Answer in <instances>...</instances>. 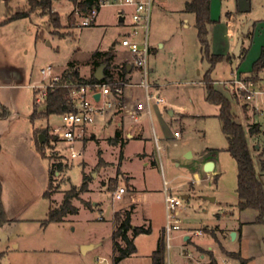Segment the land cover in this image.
I'll use <instances>...</instances> for the list:
<instances>
[{"label":"rangeland","instance_id":"obj_1","mask_svg":"<svg viewBox=\"0 0 264 264\" xmlns=\"http://www.w3.org/2000/svg\"><path fill=\"white\" fill-rule=\"evenodd\" d=\"M187 1L157 0L146 30L143 21L133 24L130 8L122 12L116 7H103L90 26L82 27V18L77 15L69 18L70 6L65 0L52 4L59 19L57 23H52L50 16L39 9L25 18L8 20L11 14L26 11L28 0H0V104L9 111L7 118L0 119V142L10 196L18 193L24 199L19 206L11 204L9 210L20 207L21 218L43 221L48 209L59 210L64 195L72 187L76 188L70 200L75 212L67 214L62 222L50 223L41 229L24 223L0 229V251L5 253L0 264H114L115 215H122L132 207V227L149 228L150 232L136 236V254L118 264H150L151 253L163 234L164 205L162 193L159 194L163 179L176 188L184 183L175 193L188 197L181 219L183 233L191 234L184 244L177 237L178 233L172 234L168 254L166 249V264H194L193 260L180 257V251L191 253L194 260L203 256L201 264H212L207 253L212 254L216 264H238L231 260L233 254L240 255L247 264H264V225L256 223V211L237 207L236 164L226 150V140L217 118L219 108L205 100L201 80L210 65L198 42L194 14L182 12ZM242 5L248 9V0L213 1L210 12L216 22L208 25L209 54L218 55L221 60L211 69L210 77L215 88L231 101L236 121L243 126L251 144L244 107L253 114L259 113L257 122L264 126V97L256 96L245 105L243 95L235 92L232 82L245 78L237 73L239 67L243 73L247 72L246 78L256 89L264 88V72H251L259 46L264 44V33L259 35L257 23L250 27V34L244 36L242 33L253 17H264L261 7L264 3L253 0L252 16L250 11L240 10ZM120 17L124 18L123 22H119ZM125 37L140 48L146 38L149 48L146 69H153L160 83L166 84L159 92L148 89L154 98L158 96L163 100L158 105L154 99L149 103L157 129L156 140L153 136L126 139L121 146L110 140L113 138L111 131L105 134L100 129L92 139L89 129L81 141L69 146L49 136L52 128L63 126L60 115L40 116L31 121L33 100L38 98L32 85L48 81L40 74L41 69L49 66L52 75H56L68 62L83 61L97 49L116 53L113 62L119 63L114 65L119 69L129 63L123 61L127 52L121 41ZM241 41L247 53L240 57L239 64L233 52ZM134 87H129L131 98L138 97L145 102L143 89ZM36 106L45 104L42 101ZM121 108L123 104L116 105L115 122L123 119ZM184 114L188 115L180 118ZM144 123L149 127L148 119ZM90 128L96 130L98 127ZM175 131L179 134L177 138H173ZM41 133L48 138L41 144L45 157L36 150L37 137ZM71 150L80 156L70 158ZM187 151L192 156L185 160ZM14 155L23 158L22 162H15ZM31 155L35 161L28 165ZM25 158L29 159L24 162ZM252 158L259 173L258 158L255 155ZM206 161L214 163V171L210 174L202 170ZM51 163H60L61 169L49 176ZM83 177L85 192L80 190ZM193 180L200 184H193ZM118 187L125 188V193L115 200L112 193ZM45 191L47 198L43 197ZM101 211H104L102 220L99 219ZM196 230L202 231V235L195 236ZM37 232L42 234V244L34 246L35 252L25 251L21 246L13 248L8 242L17 236L26 242ZM232 233H236L235 239Z\"/></svg>","mask_w":264,"mask_h":264},{"label":"trees","instance_id":"obj_2","mask_svg":"<svg viewBox=\"0 0 264 264\" xmlns=\"http://www.w3.org/2000/svg\"><path fill=\"white\" fill-rule=\"evenodd\" d=\"M55 1L61 0H28V8L26 11H17L10 15L8 20L21 19L27 17L31 12L39 9L43 14H48L52 23L59 22L56 12H51L52 4ZM72 6L73 10L69 14V18L76 15L75 11H78V17H87L90 12L96 7L98 0H67ZM183 12L194 14V26L197 31L198 42L201 46L204 57H206L210 67L202 77L201 83L205 89V100L217 105L219 112L217 118L221 124V130L224 134L227 151L233 158L236 164V194L238 198L237 207L240 210L251 209L257 212L256 223L264 225V179L260 174L256 172L253 165V158L250 152V148L246 139V133L243 126L236 121V115L232 112L231 101L214 86V80L211 79V69L217 62L221 60L218 55L209 54V38H208V25L214 23L210 18V0H189L184 4ZM51 13V14H50ZM112 60L111 53L101 52L96 50L90 57V65H92L94 71L101 65L105 64L106 67L103 71V79L100 82L112 84V77L109 74L110 61ZM264 72V47L260 50V55L252 65L251 72ZM63 81H69L71 83L68 87H63L61 83H58L54 90H48L44 98L45 110L38 112L34 106V110L30 115V119L34 120L40 116L48 117L49 115H61L66 112L74 111L72 104L68 98L69 92L73 86L88 85L98 82L94 79L93 75L84 79L81 78L78 72L74 69L73 63H68L67 69L61 74ZM35 105V102H34ZM9 115L7 108L0 104V119H5ZM258 133V125H253L248 130L249 135H255ZM113 142H119L121 146L124 142L121 139V133L117 131L115 133ZM36 150L42 156L45 157L41 150V145L37 144ZM259 168L261 172H264V152L257 157ZM49 176L53 173H57L61 169V164L51 163ZM50 177L48 181V187H50ZM82 191L85 192L86 184L85 177H83V183L81 185ZM73 193H76V188L72 187L65 195L59 210L48 209L46 219L40 222L42 227H47L50 223H59L63 221V218L70 213L75 212V208L72 207L70 200L74 197ZM2 185L0 183V228L14 222L9 220L6 216L4 206L2 203ZM44 198H47V192L43 194ZM132 210H125L124 213L115 215V227L112 233L113 241V263L118 264L122 260L131 257L136 253V247L134 245V238L140 234H148L149 228L145 227H132L131 215ZM210 256V263L216 264L211 253H207ZM5 253L0 252V260L4 257ZM232 257L239 262V264H247V261L240 257V255L233 254ZM151 264H166V246L164 234L160 235L156 247L150 256Z\"/></svg>","mask_w":264,"mask_h":264},{"label":"built area","instance_id":"obj_3","mask_svg":"<svg viewBox=\"0 0 264 264\" xmlns=\"http://www.w3.org/2000/svg\"><path fill=\"white\" fill-rule=\"evenodd\" d=\"M155 0H98L96 7L90 12L87 17H83L81 26L88 27L91 25L99 9L107 6L116 7L120 10L125 8L132 9V21L133 24H139L141 21L144 22L147 30L151 9L154 5ZM78 15V11H75ZM121 46L124 47L129 54L133 57V64L142 71L143 77H146L147 73V56L149 54V48L147 46L146 38L144 40L143 47L140 48L136 42L131 41L129 38H123ZM40 74L43 79H48L44 84L33 86L35 94L38 95L36 99L37 103L44 102L45 95L48 90H54L58 83H61L63 87H68L71 83L67 80L63 81L62 76H52V68L46 67L40 70ZM233 80L235 84L234 89L238 94L243 95L245 105L247 102L252 100L256 96L264 97V88L256 89V85L249 79ZM144 80V79H143ZM264 82V81H262ZM145 89V102L148 105L151 99H154L156 103H163V100L156 96L155 98L147 92V85L145 81L141 82ZM264 84V83H262ZM123 80H112V84L104 82H96L88 85L73 86L69 92V100L74 108V111L66 112L60 115L63 126L52 128L49 132V136L55 140H61L69 146L74 143L81 141L87 134L91 126H93L97 118H104L107 115H113L116 109V105L120 104L122 97V87L125 86ZM99 94V99H94V95ZM139 114L137 111L130 110L129 116L134 122L139 121ZM175 137L179 134L175 132ZM79 153L74 150L70 151V158H77ZM193 180V184H198ZM182 186V185H181ZM164 190V223H163V234L165 239V246L167 254L170 248V240L172 239L173 233H178L181 243H185L186 238L190 237L191 234L183 233L181 213L186 210V204L184 197L172 194L169 192V183L163 181ZM125 193V188L118 187L113 193L112 197L115 200H119ZM105 211V210H104ZM101 211L99 219H103V213ZM195 236H201L202 231L196 230L193 233ZM179 256L182 258L191 259L194 264H201L203 257L199 256L198 260H194L193 255L188 252H179Z\"/></svg>","mask_w":264,"mask_h":264},{"label":"crops","instance_id":"obj_4","mask_svg":"<svg viewBox=\"0 0 264 264\" xmlns=\"http://www.w3.org/2000/svg\"><path fill=\"white\" fill-rule=\"evenodd\" d=\"M171 1H173V0H171ZM213 1L214 0H210V9H211V6L213 5ZM55 2H57V1H55ZM65 2H67L69 4V6H70L69 11L72 12V10H73L72 4L69 1H67V0H65ZM248 2H249L248 9H246L245 6L242 5V9H240V10L241 11H245V12L246 11L247 12L250 11L249 14L252 16L251 13L254 12V6L252 5L253 0H248ZM260 2L261 3H264V0H260ZM156 3H157V0H155L154 4H156ZM261 7L264 8V5H261ZM52 10H53V12H56L55 9H54V6H53ZM123 11H124V9L122 10V12ZM182 12H183V10H182ZM238 12H240L239 9H238ZM228 16H230V14H228ZM210 18H211V20L214 23L216 22V21L213 20L211 12H210ZM257 18H259V17H253V19H251L250 23L247 24L248 28H247L246 33L243 34L244 36H246V35H248V34L251 33L250 32V27L253 26V25H255L256 23H257L258 26H260L259 27L260 28L259 35H261L262 33H264V17H262V18L260 17L261 19L260 18L257 19ZM123 21H124V18L123 17H120L119 18V22H123ZM245 26H244V28H245ZM244 28H243V30H244ZM125 38H127V37H125ZM262 47H264V44H261L259 46V49H258L259 51H258L257 57L255 59H253V63L259 57L260 50H261ZM111 50H113V48H111ZM95 51H93L90 54V56L87 57L83 61H76V60H74V61L68 62V63H73L74 64V69L78 72V74H80L79 76L81 78L88 79V78H90L94 74L95 71H94L92 65H90V57H91V55ZM246 51H247V48L244 46V43L241 41L240 53H239L238 56H236L239 64H240V57L244 53H247ZM126 52L127 53L125 54V58H124L123 61L128 60V62H129L128 64L125 63V64L121 65L120 68L118 69V66H114V65H118L119 63L113 62L116 59V56L117 55H116V53H111L112 60L110 61V66H109V74L111 75L112 80H123L125 82V84H126L125 86L122 87V90H123L122 97H121L122 99H121V102L119 104L120 106H121V104H123V108H121V112H120L121 113V117L123 119H122L121 122L120 121L115 122L116 120H113V119L116 118V114H113V115L110 114V115H107L104 118H97V120H96V122H95V124L93 126H96L98 128H95L96 130H93V129L90 128V134H89V136L92 139L96 138V135L98 134L97 131H99L100 129H102L104 132H106L105 134H107L108 131H111L112 134H113V138L115 136V133L117 131H119L121 133V139H122V141H123V137H125V140L123 141L124 144L126 143V139L127 140H129V139H146L145 137H149V136H153L155 138V140H156V131H157V129L155 128L154 121H153V118H152L150 104L147 105L146 102H143L138 97H136L134 99L131 98V91H130V88L129 87L131 85H133L135 87H141L143 89V91L145 92V89H144V87L141 84L142 81H145V83L147 85V92H148V89L149 88H151L152 90H154L156 92H159L163 88L166 87V84L160 83V81L158 80V78H157L156 74L154 73L153 69L152 70L150 69L151 73H150L149 70H146L147 73H146V77L145 78L143 76L141 78L134 77L135 75L138 76V74H140V75H143V74H142V71L140 70V68H137L136 66H134V64H133V57L129 54V52L127 50H126ZM123 61H121V62H123ZM68 63H67V65H68ZM239 64H238V66H239ZM66 69H67V66L64 69H62L59 73H56V75H52V76H59ZM83 71L85 73H83ZM118 73H120V74H118ZM237 73L240 74V75H242V76H246L245 74H247V72L243 73V71L239 67L237 69ZM237 73H234V74H237ZM127 80H128V83L130 82V84L127 83ZM33 86H37V85H32V87ZM232 98L235 101L237 100L235 96H233ZM34 102H35V105H34ZM154 103L156 105L162 104V103H156V102H154ZM36 105H37V102H36V99H34L33 100V109H32V111L34 110V106H35L36 109H37V111L40 112L39 109L42 108L43 106L37 108ZM244 108H245V110L243 111V115H244L245 121H246V129H247V132L251 128V126L258 125V133L255 134V135H249V137L251 138V144H250L249 140H247L251 154L252 155H255L256 157H258V155H260L261 152H264V126H262L259 122H257V119L256 118L258 117L259 113H254L253 114V112L251 110L246 111V109H247L246 106ZM130 110L137 111L139 114H141L140 117H139V121L138 122H134L133 119L129 116ZM171 114H172V112L169 111V115L170 116H171ZM187 115L188 114L180 115V118L185 117ZM146 119L149 120V127L148 126H145L144 121ZM158 119L162 121V118L161 117H158ZM110 120H113V121H110ZM31 121H33V120H31ZM175 132L173 133V138H177V137L174 136ZM113 138H110V140L113 139ZM30 143H32L31 140L29 141V144ZM14 153H15V151L13 152V154ZM2 155H3V147H2V144L0 142V183L2 185V196H1V198H2V203H3L4 210H5V213H6L7 218L9 220H14V222H12L10 224H7V225H13L15 223H24V225L34 226V227H38L39 229H41V227H42L40 225L41 220L36 219V218L35 219H33V218H21V216H22L21 209L22 208L19 209L20 208L19 207L15 211H10L9 210V207L11 206V204L17 203V205L19 206V202H21V200H24V199L18 193H12V195L10 196V193H9L10 183H8L6 181V176L4 175L5 174L4 173L5 166H4V163H3V156ZM144 156H146V155H144ZM19 157L20 156H18V155H14L12 158L14 159L15 162L18 161L20 163V162H22L23 158L20 157V159H19ZM28 159L25 158L24 162H26ZM30 159L31 160H28L29 161L28 165H31V161H33V162L35 161V158H34L33 155L30 156ZM143 165L146 166L147 163L144 162ZM259 174H260L261 178L264 179V172H261L259 170ZM164 180L165 179H163V181ZM6 184L9 185V186H6ZM183 184L184 183L178 184L177 185V188H176V186H170V184H169V188H170L169 192L172 193V194H176L175 191L177 189L183 188L184 187ZM161 193H162V197H163L162 198V201H163V205H164V190H163V185H162V192H160L159 194H161ZM183 197L184 198L186 197V200L188 198L186 195L183 196ZM163 223H164V219H163ZM7 225L1 227L0 229L6 227ZM44 228H46V227H44ZM161 231H163V224H162ZM231 232L232 231H230L229 233H231ZM235 237H236V233H235ZM40 238H42V234L39 235V233L37 232L35 234V236H32L26 242L22 241L19 236L15 237V238H12L10 240L8 239V242L11 244V246L13 248L19 249L20 246H21L23 248V250H25V251L35 252L36 251V248L34 246L36 244H39V243L42 244ZM187 240H188V238H187ZM207 249L209 250L210 247H207ZM201 257H203V256H201ZM231 260H235V259H231ZM235 261L238 262L237 260H235ZM150 264H151V259H150ZM238 264H239V262H238Z\"/></svg>","mask_w":264,"mask_h":264},{"label":"water","instance_id":"obj_5","mask_svg":"<svg viewBox=\"0 0 264 264\" xmlns=\"http://www.w3.org/2000/svg\"><path fill=\"white\" fill-rule=\"evenodd\" d=\"M247 28H248V26L246 25L245 28H244V30H243V34L246 33ZM240 47H241V42H239L237 44V46L235 47V49H234V52L233 53H234L235 56H238L239 55V53H240ZM105 67H106V65L103 64V65L99 66L95 70V72L93 74V77H94L95 80L101 81L103 79V77H104L103 76V71H104ZM94 99L98 100L99 99V94L94 95ZM43 110H45V106H43L42 108L39 109V111H43ZM37 139H38V143L40 145L46 143L47 140H48V138L46 137V135L44 133L39 134L38 137H37ZM191 156H192V154L188 151L185 154L184 158L189 159V158H191ZM202 170H203L204 173H207V174L212 173L214 171V163L211 162V161L204 162L202 164ZM184 199H186V197ZM231 237H232V239H234L235 238V233H232L231 234ZM185 240H187V238Z\"/></svg>","mask_w":264,"mask_h":264}]
</instances>
